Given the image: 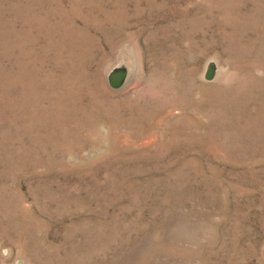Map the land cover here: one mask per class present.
Segmentation results:
<instances>
[{
	"label": "rangeland",
	"instance_id": "rangeland-1",
	"mask_svg": "<svg viewBox=\"0 0 264 264\" xmlns=\"http://www.w3.org/2000/svg\"><path fill=\"white\" fill-rule=\"evenodd\" d=\"M0 264H264V0H0Z\"/></svg>",
	"mask_w": 264,
	"mask_h": 264
}]
</instances>
